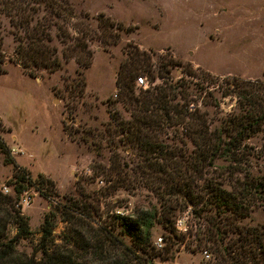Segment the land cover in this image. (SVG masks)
I'll use <instances>...</instances> for the list:
<instances>
[{
  "label": "rangeland",
  "instance_id": "374dc122",
  "mask_svg": "<svg viewBox=\"0 0 264 264\" xmlns=\"http://www.w3.org/2000/svg\"><path fill=\"white\" fill-rule=\"evenodd\" d=\"M63 1L74 15L63 14L64 18L62 15L53 19L64 25L72 37L79 34L74 29L76 26L85 32L86 48L91 54L87 68L79 67L73 58L67 61L62 58L65 44L56 26L51 25L50 43L56 47L61 66L53 71L40 68L35 77L28 75L14 61L18 32L10 18L0 13L3 55L0 139L8 149L7 153L5 149L0 150V185L10 189L9 196L15 195L13 166L6 162L9 156L31 181V184L21 183L23 191L18 197L19 211L27 218L30 231L14 245V254L20 259L31 256L38 259L40 256L36 249L46 213L54 215V227L48 241L50 247L67 253L74 248L72 242L65 240L70 227L61 220L60 213L67 211V207H74L82 221L93 229L107 227L113 216L118 215L117 211L132 214L136 210H159V199L145 183L114 188L106 180L109 176L114 178L115 172L108 168L113 153L119 156L121 164L127 165L123 168L128 173L136 159L130 153L131 146L120 143L121 134L112 130L117 127L111 119L114 109L122 121L130 118L129 111L121 102L109 103L116 92V72L128 58V50L133 45L149 54L154 75L159 73L157 69L161 64L170 60L179 63L174 67L165 66L170 71L165 76L166 81H182L188 86V99L191 98L203 112L210 129L218 127L219 120L228 113L237 111L234 95H222L228 92L224 79L264 83V0ZM104 19L122 24V29L114 30L118 33L115 43H104L97 38L103 35L98 24ZM66 42L73 43L70 39ZM189 67L195 71L194 77L185 74L184 70ZM143 77L146 82L150 79L147 75ZM80 78L84 82L81 91L79 86L72 87ZM161 81L162 78H155L148 85H158ZM87 129L92 133L86 134ZM262 135L259 131L247 140L255 153L249 158L248 170L255 177L264 175ZM159 137L160 143L168 146L166 150L180 149V155L193 157L194 147L186 136L164 129ZM11 147L19 153L11 154ZM212 164V169L219 172L227 161L215 158ZM43 179L51 183H43ZM222 187L230 189L226 183ZM25 197L29 198L27 205L21 203ZM174 213L175 221L179 220L181 227L178 232L196 228L197 219L189 210H175ZM236 221L241 225L264 222V204ZM75 229L83 231L78 227ZM15 231L14 224L7 225L8 237ZM113 233L129 244L128 237L118 232V227ZM167 235L159 224L153 225L151 240L154 246L158 237L165 244ZM185 243L192 247L196 241L193 236L186 235L179 242V251H173L172 258L155 256L149 264H215L210 252L207 251L208 258H205L202 249H184Z\"/></svg>",
  "mask_w": 264,
  "mask_h": 264
},
{
  "label": "trees",
  "instance_id": "16d2710c",
  "mask_svg": "<svg viewBox=\"0 0 264 264\" xmlns=\"http://www.w3.org/2000/svg\"><path fill=\"white\" fill-rule=\"evenodd\" d=\"M58 1L0 0V13L10 18L18 32L14 61L32 77L40 68L53 71L61 66L56 47L50 43L51 25L56 26L65 44L62 58L65 61L73 58L81 68L90 64L91 54L86 48V35L81 27L74 28L79 34L72 37L64 25L53 19L63 14L74 15L67 2ZM98 28L103 35L97 38L111 44L118 36L115 28L122 29V24L104 19L99 21ZM68 39L73 43H67ZM1 46L0 35V73L3 72ZM128 53V58L116 72V92L109 103L121 102L129 111L130 118L122 121L114 109L111 119L117 127H112V130L121 134L120 143L131 146L130 153L136 159L128 173L123 168L127 165L121 164L119 156L113 153L108 168L115 172L114 178L109 176L106 180L114 188H128L129 183H145L159 199V210H136L132 214L114 215L107 227L93 229L82 221L74 207H67V211L60 213L61 220L70 227L65 240L72 242L74 247L67 253L50 247L48 241L54 227V215L46 213L40 225L36 249L40 256L38 259L33 256L20 259L14 254V245L18 239L27 237L30 231L27 218L16 204L23 191L21 183L31 184V181L29 175L9 156L6 162L13 166L15 195L0 192V264H149L155 256L172 258L173 251H179V242L186 235L193 236L196 243L192 247L185 243L184 249L208 251L213 255L215 264H264V222L241 225L236 221L264 204V175L255 177L250 174L249 158L255 153L247 144V140L259 131L264 137V83L224 79L228 92L222 95H234L237 111L228 113L219 120L218 127L210 129L203 112L191 98L188 99V86L182 81H166L165 76L170 71L165 66L174 67L179 64L177 61L170 60L159 65V73L154 75L148 53L134 45ZM75 72L82 74L77 70ZM184 72L195 76L190 67ZM141 75L149 76L147 83L150 84L155 78H162L163 81L151 87L148 84L145 88L137 87L136 91L134 79ZM203 75L207 76L206 73ZM75 86H79L81 91L83 78L72 87ZM164 129L186 136L194 147L193 157L180 155V149L166 150L168 146L160 143L159 137ZM88 132L92 133V130L87 129L86 134ZM261 148L264 150V142ZM4 149L7 153L8 149L0 139V150ZM215 158L227 161L222 171L212 169ZM43 180V183H51L48 179ZM225 183L230 185V189L222 187ZM175 210H189L197 219L194 223L196 228L178 232ZM10 223L15 225L16 231L8 237L6 228ZM155 223L168 232L166 243L159 249H155L151 240V229ZM76 227L83 231H77ZM116 227L118 232L128 237L129 244L113 233Z\"/></svg>",
  "mask_w": 264,
  "mask_h": 264
},
{
  "label": "built area",
  "instance_id": "2783aa9c",
  "mask_svg": "<svg viewBox=\"0 0 264 264\" xmlns=\"http://www.w3.org/2000/svg\"><path fill=\"white\" fill-rule=\"evenodd\" d=\"M148 83L145 81V79H144V77L143 76H137V77H135V79H134V85H135V87H140V88H145V87H147L148 85H147ZM115 96V95H114ZM9 151H10V153L11 154H16V153H19V150H17V149H15V148H9ZM0 192L1 193H3V194H9L10 193V189L7 187V186H5V185H0ZM28 200H29V198L28 197H25V198H23L22 200H21V203H23V204H28ZM20 205L17 203L16 204V207H19ZM117 214L118 215H123L124 213L123 212H118L117 211ZM175 226H176V229L177 230H180L181 229V227H180V223H179V220H177V221H175ZM161 241H162V238L161 237H158L157 239H156V241L154 242V244H155V246L159 249V248H161V246L163 245L162 243H161ZM203 256L205 257V258H208V254H207V252L206 251H203Z\"/></svg>",
  "mask_w": 264,
  "mask_h": 264
}]
</instances>
